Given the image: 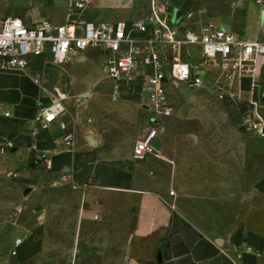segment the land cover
I'll return each mask as SVG.
<instances>
[{"label":"rangeland","instance_id":"374dc122","mask_svg":"<svg viewBox=\"0 0 264 264\" xmlns=\"http://www.w3.org/2000/svg\"><path fill=\"white\" fill-rule=\"evenodd\" d=\"M160 1L172 12L177 25L196 29L202 24L199 0ZM151 3L96 0L83 17L100 21L144 18L151 13ZM20 11L31 14L30 22L48 19L65 23L70 0H0V18ZM189 52L193 63H205L199 48L190 47ZM104 58L103 51L88 49L71 63L45 59L38 69L43 70L45 85L52 88L44 89L49 103L63 99L84 138L93 134L100 141L94 146L135 162L140 186L177 190L182 205L212 234H229L238 220L239 227L244 229L251 222L252 228L264 233V155L247 156L246 141L253 133V120H239L225 102V96L240 93L239 79H227L216 67H209L207 74L201 72L206 84L203 88L184 83L169 86L177 113L155 125L148 93L143 88L140 92L125 89L126 85L115 92L113 80L104 71ZM137 85L143 86L142 81ZM241 97L247 99L249 94ZM153 129L158 136L164 131L166 143L171 147L175 144L176 150L172 148L163 159L136 162V142ZM9 155L0 156V264H108L104 253L102 259L99 253L84 257L87 254L71 242V228L57 226L62 218L68 225L75 222V215L68 212L75 206L73 200L63 201V195L82 190L63 183L61 175H55L44 161L23 166L16 156L8 159ZM11 172L17 176H10ZM228 179L230 182H225ZM113 235L112 259L118 264L127 237L120 232ZM17 237L24 239L22 257L13 254Z\"/></svg>","mask_w":264,"mask_h":264},{"label":"crops","instance_id":"0c3cea01","mask_svg":"<svg viewBox=\"0 0 264 264\" xmlns=\"http://www.w3.org/2000/svg\"><path fill=\"white\" fill-rule=\"evenodd\" d=\"M49 1L51 0H46ZM199 2L197 11L201 17V25L213 21L242 39L264 37V0ZM9 15L32 20L31 14L26 11ZM201 25L196 29H200ZM44 61L45 58L34 60L27 70L6 69L0 72V134L16 144L8 154V159L16 156L23 166H28L34 161L45 163L46 154V157L54 160L52 168L55 175L62 177L66 174L75 182L90 183L79 193L63 195V201L73 200L75 206L70 207L68 212L75 215V222L68 225L66 218H62L63 222L57 225L71 228V242L87 254L84 257L99 253V258L102 259L104 253L105 261L109 258L106 263L113 264V233L120 232L127 237V244L118 264H264V233L261 229L252 228L251 222L243 229L239 227L238 220L228 230L232 231L229 234H212L182 205L177 190L172 188L175 190L172 194L166 187L151 189L140 186L135 162L121 158L115 151L106 152L94 146H99L98 138L92 134L95 144L90 142V134L84 138L83 133L77 129L73 116L67 111L49 129H40L36 116L41 108L49 104L48 94L44 89L52 91V88L45 85L43 70L38 69V65H44ZM209 67H216L221 75V69L215 65L201 69V72L207 74ZM37 77H40V84L34 80ZM259 83L264 84V74ZM141 88L144 91L143 86L130 84L125 89L140 92ZM249 89L248 79L239 80L240 93L225 96V102L233 107L239 120H254L256 113L264 119V100L257 97L259 105H254ZM259 90H263L262 86ZM242 93L249 94V98L242 99ZM259 94L257 93L258 96ZM170 98L174 114L161 123L177 113L171 92ZM61 121L67 124L68 130L76 131L74 149L66 145V130ZM163 132L157 138L160 141L159 159L165 158L164 155L169 156L172 148L176 150L175 144L171 147L166 143ZM52 153L55 155H51ZM246 154L249 157L264 155V135L253 130L247 136ZM152 157L154 156L142 161L134 160L143 162ZM174 165L177 166V162ZM225 182L230 181L228 179ZM23 244L16 254L20 253V257L25 252ZM76 254L79 255V252Z\"/></svg>","mask_w":264,"mask_h":264},{"label":"built area","instance_id":"2783aa9c","mask_svg":"<svg viewBox=\"0 0 264 264\" xmlns=\"http://www.w3.org/2000/svg\"><path fill=\"white\" fill-rule=\"evenodd\" d=\"M96 0H70V11L65 23L51 20L27 21L22 16L7 15L0 18V72L6 69L27 70L38 58L50 57L55 63H67L80 52L88 49L105 53L103 62L106 75L113 80L115 92L126 85L142 81L147 91L151 121H161L174 114L169 86L187 84L200 89L205 86L201 69L210 65L221 69L227 79H248L251 101L259 105L264 100V37L242 39L233 31L209 21L200 29L183 28L173 22L172 12L160 0H152L151 13L144 18L115 21L85 19L83 16ZM200 49L204 64L191 62L189 48ZM39 84V79L34 78ZM262 86L263 90H259ZM257 93H260L259 96ZM67 111L63 99L55 98L41 108L36 116L40 129H49ZM66 130L65 142L70 149L76 143V131ZM252 129L264 135V119L256 113ZM155 129L139 139L133 149V157L142 161L150 156L161 157L155 144ZM16 144L0 134V156L8 155ZM51 155H55L52 153ZM45 164L52 168L54 160L44 155ZM17 173H10V176ZM1 176V174H0ZM63 183H71L74 189L85 190L88 181L75 182L64 174ZM172 194L175 191H171ZM24 239L15 240L13 254L19 252Z\"/></svg>","mask_w":264,"mask_h":264},{"label":"water","instance_id":"95a60500","mask_svg":"<svg viewBox=\"0 0 264 264\" xmlns=\"http://www.w3.org/2000/svg\"><path fill=\"white\" fill-rule=\"evenodd\" d=\"M179 17H181V13L178 11V13H177V18H179ZM88 138H89V140H90V142H91L92 144H95V143H96V141H95V139H94V136H93L92 134H90V135L88 136ZM155 144H156L157 148L159 149V148H160V141H159V139H156V140H155Z\"/></svg>","mask_w":264,"mask_h":264}]
</instances>
